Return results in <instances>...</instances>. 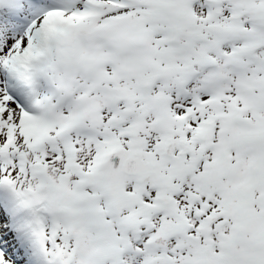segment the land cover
<instances>
[{
	"label": "snow or ice",
	"instance_id": "6c2138e0",
	"mask_svg": "<svg viewBox=\"0 0 264 264\" xmlns=\"http://www.w3.org/2000/svg\"><path fill=\"white\" fill-rule=\"evenodd\" d=\"M0 264H264V0H0Z\"/></svg>",
	"mask_w": 264,
	"mask_h": 264
}]
</instances>
